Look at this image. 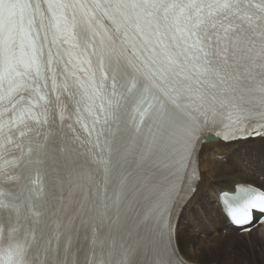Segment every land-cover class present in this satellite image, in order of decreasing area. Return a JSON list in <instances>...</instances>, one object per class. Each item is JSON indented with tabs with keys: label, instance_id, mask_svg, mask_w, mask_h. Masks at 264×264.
Returning <instances> with one entry per match:
<instances>
[{
	"label": "snow or ice",
	"instance_id": "6c2138e0",
	"mask_svg": "<svg viewBox=\"0 0 264 264\" xmlns=\"http://www.w3.org/2000/svg\"><path fill=\"white\" fill-rule=\"evenodd\" d=\"M247 141L264 0H0V264H204L220 212L254 252L264 185L202 187Z\"/></svg>",
	"mask_w": 264,
	"mask_h": 264
},
{
	"label": "bare ground",
	"instance_id": "6f19581e",
	"mask_svg": "<svg viewBox=\"0 0 264 264\" xmlns=\"http://www.w3.org/2000/svg\"><path fill=\"white\" fill-rule=\"evenodd\" d=\"M246 155H250L254 161L250 168L243 170L238 166H232L233 159H238ZM217 163L218 161L213 158V166ZM229 165L227 169L219 171L216 176L213 175L210 167L202 168V171L208 173L202 187H207L211 183L209 185V191L206 194L207 201L213 202L214 204L215 194L217 192L220 190L229 191L236 184L251 183L256 186L264 185V142H237L235 147L231 149ZM256 167H260L258 174L253 175V170ZM214 217V222L207 226L204 234L211 236L213 231L227 230L232 239V243L229 244L228 248L223 253L209 251L208 255L203 258L204 264H264V233L261 228L254 230L257 240L254 242L256 247L253 252V244H246L243 237L237 235L239 231L228 224L222 212L219 214L214 213ZM196 240V237H190L186 243H195ZM234 245L237 246L239 250H236V248L233 247ZM206 247L214 248V241H209ZM221 255H223V257L219 260L218 258ZM212 256L214 259H207V257Z\"/></svg>",
	"mask_w": 264,
	"mask_h": 264
},
{
	"label": "rangeland",
	"instance_id": "374dc122",
	"mask_svg": "<svg viewBox=\"0 0 264 264\" xmlns=\"http://www.w3.org/2000/svg\"><path fill=\"white\" fill-rule=\"evenodd\" d=\"M259 168H260V167H256V168H254V170H253V175H257V174H258V170H259ZM253 182H254V180H253ZM222 257H223V255H221L218 259L221 260ZM207 259H214V258H213V256H212V257H207Z\"/></svg>",
	"mask_w": 264,
	"mask_h": 264
}]
</instances>
